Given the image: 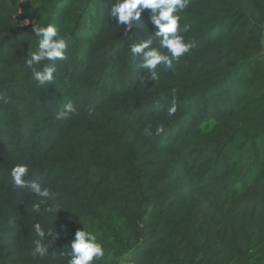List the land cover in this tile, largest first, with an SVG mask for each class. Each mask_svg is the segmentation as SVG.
Returning a JSON list of instances; mask_svg holds the SVG:
<instances>
[{
  "label": "trees",
  "instance_id": "obj_1",
  "mask_svg": "<svg viewBox=\"0 0 264 264\" xmlns=\"http://www.w3.org/2000/svg\"><path fill=\"white\" fill-rule=\"evenodd\" d=\"M115 2L0 0V264H69L86 230L93 264H264V0H188L192 48L156 69L133 46L168 54L159 12ZM38 24L64 56L29 65Z\"/></svg>",
  "mask_w": 264,
  "mask_h": 264
},
{
  "label": "clouds",
  "instance_id": "obj_2",
  "mask_svg": "<svg viewBox=\"0 0 264 264\" xmlns=\"http://www.w3.org/2000/svg\"><path fill=\"white\" fill-rule=\"evenodd\" d=\"M188 6V0H116L110 9V16L118 18L120 24H127L131 28L140 20L144 10L151 9L154 12H159V15L154 18V22L158 26L156 36L163 37L162 44L168 49V54H161L156 49L145 51L152 43L151 39L133 46L134 52L143 54L144 66L149 69H156L162 63L171 65L173 60H177L185 55L192 48V45L186 43L185 37L180 34L182 15H174L178 9L184 12ZM35 35H42L43 39H41L39 44V52L33 53L32 59L28 61L29 65H32L34 62L47 61L50 58H62L64 56V53L61 51L65 46L64 38L62 35L57 34L54 26L45 28L38 24L35 28ZM34 76L42 84L54 81L53 69L51 67H46L43 71L36 70ZM153 78L154 73H151L150 80ZM65 107L67 112L61 113V116H66L74 111L72 103H67ZM175 112L176 103L173 100L172 106L168 109V115L172 116ZM28 170V166L25 164L14 167L11 171L12 182L15 185L24 186L26 183L24 177ZM33 186L36 187L40 196H48L49 193L47 191L41 192L36 185ZM33 207L39 210V204H34ZM35 230L40 233L41 237L44 235L41 231L40 223L35 224ZM34 245V256L36 253L44 252L48 248L47 242L44 240H34ZM71 253L72 259L69 264H93L94 258L104 254V248L91 231H79L76 234L75 240L72 241Z\"/></svg>",
  "mask_w": 264,
  "mask_h": 264
},
{
  "label": "rangeland",
  "instance_id": "obj_3",
  "mask_svg": "<svg viewBox=\"0 0 264 264\" xmlns=\"http://www.w3.org/2000/svg\"><path fill=\"white\" fill-rule=\"evenodd\" d=\"M27 23V22H26Z\"/></svg>",
  "mask_w": 264,
  "mask_h": 264
}]
</instances>
